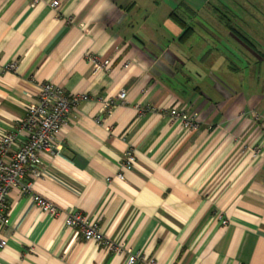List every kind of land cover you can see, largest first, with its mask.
Masks as SVG:
<instances>
[{
	"label": "crops",
	"instance_id": "crops-1",
	"mask_svg": "<svg viewBox=\"0 0 264 264\" xmlns=\"http://www.w3.org/2000/svg\"><path fill=\"white\" fill-rule=\"evenodd\" d=\"M53 1L0 0V137L44 83L88 99L60 149L42 154L41 176L25 177L31 188L11 190L0 264H128L130 252L136 264H264V127L253 118H264V13L207 31L212 16L193 12L208 0ZM182 5L185 40L171 17ZM173 108L198 125L172 120ZM128 149L136 163L122 170ZM72 210L120 249L68 227Z\"/></svg>",
	"mask_w": 264,
	"mask_h": 264
},
{
	"label": "built area",
	"instance_id": "built-area-1",
	"mask_svg": "<svg viewBox=\"0 0 264 264\" xmlns=\"http://www.w3.org/2000/svg\"><path fill=\"white\" fill-rule=\"evenodd\" d=\"M32 5L40 0H31ZM51 5L55 8L59 6V1L54 0ZM90 61H97L95 57H89ZM109 62L105 61V65ZM103 64V65H104ZM103 65H98L100 69ZM7 69H16V63L12 62ZM126 91L121 90L118 98L122 103L126 100ZM88 99L86 94L69 95L65 90L53 83H44L37 95V101L27 107L23 119L17 125L6 131L0 137V248L7 245V240L2 236V229L8 223V196L13 189L26 192L32 186L31 181H25V177H39L42 172L39 167L42 165V154L53 153L60 149L63 142V130L69 122V114L81 100ZM104 107L107 114L113 108V103L106 100ZM172 120L179 121L185 128L198 125V118L195 114L189 113L186 108H173L169 111ZM253 118L260 121L264 127V118L257 113ZM98 122L106 120L105 115L98 117ZM15 147V149H14ZM136 163V155L132 149H128L124 155L121 168L122 170L131 169ZM29 174V175H30ZM120 178H124L121 172ZM38 206L50 215H57L58 207L44 197L37 196ZM227 224V220H223ZM65 224L68 227L78 228L85 240H94L106 245L111 251L119 250L120 247L114 244L105 236L95 220H91L82 212L72 210L67 213ZM142 256L138 253L130 252L128 264H136ZM145 264H157L155 260H147Z\"/></svg>",
	"mask_w": 264,
	"mask_h": 264
},
{
	"label": "rangeland",
	"instance_id": "rangeland-1",
	"mask_svg": "<svg viewBox=\"0 0 264 264\" xmlns=\"http://www.w3.org/2000/svg\"><path fill=\"white\" fill-rule=\"evenodd\" d=\"M194 7L195 10L193 14L198 12L197 14H201L202 16H212L210 20H205L199 23L201 26L200 29H206L207 31L214 28H226V26L229 24L228 19L231 20L233 18V15H246L255 12L264 13V8L258 6L257 9H255L253 0H208V2L203 6L199 5ZM177 12L183 18L184 15L188 16V14H191L182 6L177 8ZM230 22H232V20ZM162 24H165L164 21L162 22ZM202 24L204 25V27H202Z\"/></svg>",
	"mask_w": 264,
	"mask_h": 264
},
{
	"label": "trees",
	"instance_id": "trees-1",
	"mask_svg": "<svg viewBox=\"0 0 264 264\" xmlns=\"http://www.w3.org/2000/svg\"><path fill=\"white\" fill-rule=\"evenodd\" d=\"M182 7H184L185 9L188 10L187 6H184L182 5ZM189 11V10H188ZM171 17L176 21V23L181 26L184 31H183V34L181 36V39H186L188 38L191 34H192V31H193V28L191 26H189L186 21L183 19V17H181L177 11H173L171 13ZM229 24L227 25L230 29H232V26H231V20L229 19Z\"/></svg>",
	"mask_w": 264,
	"mask_h": 264
}]
</instances>
